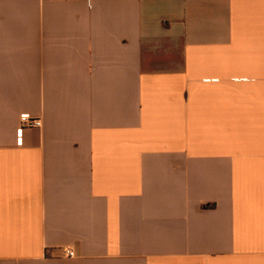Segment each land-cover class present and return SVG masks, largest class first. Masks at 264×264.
Returning <instances> with one entry per match:
<instances>
[{
    "label": "crops",
    "instance_id": "1",
    "mask_svg": "<svg viewBox=\"0 0 264 264\" xmlns=\"http://www.w3.org/2000/svg\"><path fill=\"white\" fill-rule=\"evenodd\" d=\"M0 264H264V0H0Z\"/></svg>",
    "mask_w": 264,
    "mask_h": 264
},
{
    "label": "built area",
    "instance_id": "2",
    "mask_svg": "<svg viewBox=\"0 0 264 264\" xmlns=\"http://www.w3.org/2000/svg\"><path fill=\"white\" fill-rule=\"evenodd\" d=\"M21 125H22V129L30 128V127H40L42 125V122L39 118H34L29 114H22ZM65 254L67 257L75 256V253L72 250H66Z\"/></svg>",
    "mask_w": 264,
    "mask_h": 264
}]
</instances>
